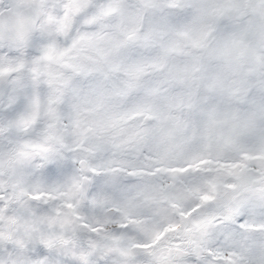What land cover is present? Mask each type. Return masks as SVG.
<instances>
[{"label": "snow or ice", "instance_id": "6c2138e0", "mask_svg": "<svg viewBox=\"0 0 264 264\" xmlns=\"http://www.w3.org/2000/svg\"><path fill=\"white\" fill-rule=\"evenodd\" d=\"M246 24L264 0H0V264H264V170L171 159L216 100L186 74Z\"/></svg>", "mask_w": 264, "mask_h": 264}, {"label": "flooded vegetation", "instance_id": "af4514ba", "mask_svg": "<svg viewBox=\"0 0 264 264\" xmlns=\"http://www.w3.org/2000/svg\"><path fill=\"white\" fill-rule=\"evenodd\" d=\"M261 41H264V30L259 24L254 27L246 24L235 36L209 41L205 70L189 71L185 77L190 85L186 96L191 98L192 103H196L197 94L202 90L216 98L215 103L200 110L203 114L200 138L206 142L209 135L215 136L216 144L221 146L223 155L184 160H191L194 167L200 169L201 176H210L220 188L249 173L255 174L258 181L259 173L264 170V146L260 149L249 148L246 146H257V143L241 146L225 137L239 138L249 133L264 134V99L259 95L257 63V48ZM252 76H255V80L250 81L249 77ZM253 87L257 89L256 95L249 98V91ZM204 100H207V96ZM189 139L177 136L172 148L173 162L177 161L180 151L190 146ZM245 156L249 158L244 159ZM187 182L189 183L188 178Z\"/></svg>", "mask_w": 264, "mask_h": 264}, {"label": "rangeland", "instance_id": "374dc122", "mask_svg": "<svg viewBox=\"0 0 264 264\" xmlns=\"http://www.w3.org/2000/svg\"><path fill=\"white\" fill-rule=\"evenodd\" d=\"M225 137L229 139L230 141L237 142L238 145H241V146H245L249 143H257V146L247 145L246 147H249V148L257 147V149H260V148H263L264 146V134L263 133H259V134L249 133L239 138L238 137L231 138V136H225ZM254 138H256V140H253ZM189 141H191L190 146H188L187 148H184L183 151L179 152L177 161H182L184 159H196L200 156L213 157L217 155H221V156L223 155L221 154L222 153L221 146L216 144L217 140L215 136L209 135L207 137L206 142H204L200 137L196 143H193L191 139H189ZM218 142H220V140H218ZM238 174L239 173H237V175ZM188 180H189V183L192 182V178L190 176L188 177Z\"/></svg>", "mask_w": 264, "mask_h": 264}]
</instances>
